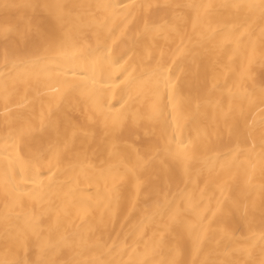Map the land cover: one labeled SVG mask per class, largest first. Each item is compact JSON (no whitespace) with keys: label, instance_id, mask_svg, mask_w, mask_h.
<instances>
[{"label":"bare ground","instance_id":"6f19581e","mask_svg":"<svg viewBox=\"0 0 264 264\" xmlns=\"http://www.w3.org/2000/svg\"><path fill=\"white\" fill-rule=\"evenodd\" d=\"M0 264H264V0H0Z\"/></svg>","mask_w":264,"mask_h":264}]
</instances>
